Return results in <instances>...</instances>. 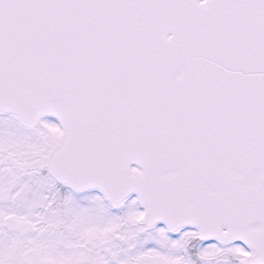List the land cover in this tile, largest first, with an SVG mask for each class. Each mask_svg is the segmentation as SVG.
Returning <instances> with one entry per match:
<instances>
[{
	"label": "snow or ice",
	"instance_id": "obj_1",
	"mask_svg": "<svg viewBox=\"0 0 264 264\" xmlns=\"http://www.w3.org/2000/svg\"><path fill=\"white\" fill-rule=\"evenodd\" d=\"M0 264H264V0H0Z\"/></svg>",
	"mask_w": 264,
	"mask_h": 264
}]
</instances>
